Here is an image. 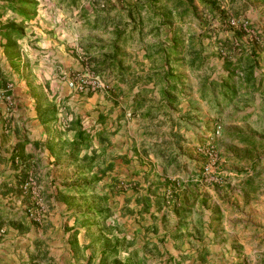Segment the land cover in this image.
<instances>
[{
  "label": "crops",
  "instance_id": "0c3cea01",
  "mask_svg": "<svg viewBox=\"0 0 264 264\" xmlns=\"http://www.w3.org/2000/svg\"><path fill=\"white\" fill-rule=\"evenodd\" d=\"M37 1L35 15L22 24V37L10 42L0 35V89L11 82L14 99L13 107L0 99V264H86L88 259L99 264L104 245L90 230L100 224L78 218L92 192L65 194L67 185L83 177L98 178L108 191V205L118 204L107 219L125 239L122 261L133 248H143L139 256L147 264H264V48L254 71L256 85L262 78L259 88H240L221 115L200 98L201 82L188 71L176 115L189 112L198 122L179 126L186 154L171 165L149 148L147 131L155 120L142 117L147 108L131 112L140 86L131 88L127 81L113 91H77L67 84L72 72L90 67L94 55L85 48L95 41L86 38L110 37L84 22L85 14L94 18L92 0L71 7L69 1ZM112 1L119 7L129 0ZM21 20L7 10L0 29ZM222 62L212 77L226 74ZM154 64L158 60H148L144 70ZM158 90L146 99L159 101ZM218 120L220 171L207 179L198 148ZM79 142L89 144L72 162L70 153ZM89 161L92 170L77 177ZM23 172L36 181L27 191L18 184ZM117 181L128 183L111 197L115 191L109 185ZM37 198L41 224L27 213Z\"/></svg>",
  "mask_w": 264,
  "mask_h": 264
},
{
  "label": "trees",
  "instance_id": "16d2710c",
  "mask_svg": "<svg viewBox=\"0 0 264 264\" xmlns=\"http://www.w3.org/2000/svg\"><path fill=\"white\" fill-rule=\"evenodd\" d=\"M59 1L62 3L69 1L68 6L71 7L77 5L80 0ZM254 1L256 0H129L118 7L112 0H92L94 18L91 21L85 14L84 22L89 30H96L101 34L109 32L110 37L105 40L98 37L86 38L95 41V44L90 43L85 48L88 55L91 53L94 55L89 62L90 69L102 76H112L111 91L118 83L127 81L131 88L140 86L134 93L136 99L131 112L135 113L146 107L142 117L155 120L150 126V131H147V137L152 139L151 143H148L150 150L160 161L171 165L179 162V156L186 154L184 143H181L183 135L179 132V126L187 125L189 121L198 122L189 117V112H179L176 115V106L186 92L187 74L184 73V69L187 68L201 82L200 98L207 100L217 115H221L238 97L240 88L249 86L259 88L262 78L256 85L254 71L258 66L260 50L264 48V34L260 40L258 35L253 34L249 40L244 37L248 35V28H252L248 25L245 12ZM258 1L264 4V0ZM37 7V0H0V17L7 10L22 17L20 23H12L1 28V37L10 42L22 37L24 34L22 24L35 15ZM189 18L197 20L204 30L191 31L189 26L184 29V23ZM232 19L235 24H231ZM219 27L231 32L230 38L218 37V44L224 46L230 53L223 57L222 62L226 74L214 78L211 76L214 67L210 64L209 55L205 53L204 39L216 34ZM127 46L145 50L144 57L151 62L158 60V64L147 70L143 67L140 71L134 69L131 62L132 53ZM180 67L182 69H179ZM154 80L153 87H149L148 84ZM156 86L159 87L160 100L157 102L147 100L146 96L152 93ZM167 123L169 126L162 129ZM217 124L216 122L213 124V129ZM82 135L83 131L78 130L76 138L80 142L83 140ZM80 142L75 144L70 153L72 162L78 159L80 149L89 144ZM203 163L202 160L201 166ZM92 167L89 161L74 174L82 177ZM26 177L27 174L23 172L18 184L23 183ZM81 181L67 185L65 194L74 197L93 193L95 190L100 192L96 196L97 200L86 207L83 206L84 210L78 216L83 222L95 220L100 224L94 237L104 245L98 263L147 264L144 257L139 256V250L143 248H133L130 256L123 261L120 259V244L123 245L125 239L114 234V227L106 222L107 218L114 214L115 208L114 205L112 207L108 205V191L104 192L102 187H99L98 178L89 180L83 177ZM126 183L128 182L117 181L109 185V190L115 191V187L120 188ZM108 234L111 236L108 237ZM86 264H91V260L88 259Z\"/></svg>",
  "mask_w": 264,
  "mask_h": 264
},
{
  "label": "rangeland",
  "instance_id": "374dc122",
  "mask_svg": "<svg viewBox=\"0 0 264 264\" xmlns=\"http://www.w3.org/2000/svg\"><path fill=\"white\" fill-rule=\"evenodd\" d=\"M117 1H119V0H117ZM245 17L248 19V25H251L252 28H248V35H246L244 37L249 40V37H251V35L253 34V35H258L259 40H260V37L264 34V4H263V2L258 1V0L252 2L250 4L249 8L245 12ZM188 26L190 27L191 31H200V30L203 31L204 30V28H202L198 24L197 20L192 19V18H189V19H187L185 21L184 29H186ZM218 29L219 30H218V32L216 34H213V35H211V36H209V37L204 39L205 53L207 55H209L210 64L213 65L214 69L216 67V63L219 62V61H223V57H224L223 53L220 51L221 48L219 49V47H222L224 49V51L226 52V55H228L230 53V52H228V50L224 46H220L218 44V37H221V38L229 37L230 38L231 37V32L228 29H222L220 27ZM127 48L132 53L131 62H133L134 67H137V69L139 71L142 69L141 67L145 68L144 63L145 64L148 63V59H146L144 57V54H142L145 50L139 49L136 46H127ZM231 55L234 56L233 53ZM179 69H182V68L180 67ZM185 70L187 72L186 74L188 75L190 71L187 70V69H185ZM190 74H191V72H190ZM192 75H194V74H192ZM104 77L109 80L110 84L113 83V78H112L111 75L104 76ZM0 99H2V98H0ZM4 102L6 103V101H4ZM208 106H210L209 103H208ZM7 107H10V106L7 105ZM224 119L225 118H221L222 121ZM226 119H227V117H226ZM221 120H218V122H216V123H218L217 125H221V122H220ZM210 128L211 127H210V124H209L208 127H207V131L208 132L210 131ZM211 133H212V131L210 132V134ZM210 134L208 136H206L205 141L203 143H205L206 140L208 139V137L211 136ZM215 166H216L215 167V171H220L219 170L220 168H217V163H216ZM215 175H216V173H215ZM81 180H82V178H81ZM71 184H72V182H71ZM126 186H127V184H124L120 188L119 187H117V188L115 187L114 188L115 189L114 193H116L118 195L124 189V187H126ZM98 193H100V192L95 190V192L89 194L90 196L88 198H84V201H86L87 203L95 202L97 200L96 196L98 195ZM114 193L112 194L113 196L116 195ZM116 201H118V200L116 199L115 202ZM41 206H42V202L40 201V207ZM31 207L34 208V210H36V209L39 208V204L37 203V204H35V206L33 205ZM114 207H115L114 209L118 210V204L115 203ZM112 218H111V220H112ZM43 219H44V216L42 214L36 213L34 215V217L32 218V221L34 223H36V224H41ZM109 220L110 219H107V222ZM94 223H95V220H93L92 222L90 221V224H94ZM96 223H98V221ZM95 228L96 227H94V229L90 230V234H92V236H94V237H96L95 235L97 234V230H98V229H95ZM120 257L122 258L123 256L121 255Z\"/></svg>",
  "mask_w": 264,
  "mask_h": 264
},
{
  "label": "built area",
  "instance_id": "2783aa9c",
  "mask_svg": "<svg viewBox=\"0 0 264 264\" xmlns=\"http://www.w3.org/2000/svg\"><path fill=\"white\" fill-rule=\"evenodd\" d=\"M102 5V4H101ZM231 24H235L234 19L231 20ZM223 55H226V52L223 48L220 49ZM225 53V54H224ZM67 84L70 88L77 91H108L112 87L109 80L104 76L94 72L90 67L85 68L84 70L74 71L67 76ZM12 83L7 82L6 85L0 90V98L6 101L7 105L13 107L14 99L11 94ZM221 125H216L211 136L208 137L206 142L199 146L198 151L203 156V166L201 168V175L204 178L216 179L215 175V165L218 160L215 137L220 134ZM215 164V165H214ZM36 181L32 174L28 173L25 181L21 183V188L24 191H27L31 186L35 185ZM39 197V196H38ZM40 198H37L38 204L40 206ZM40 208L36 209L39 210ZM34 208L29 207L28 214L31 218L38 213Z\"/></svg>",
  "mask_w": 264,
  "mask_h": 264
}]
</instances>
